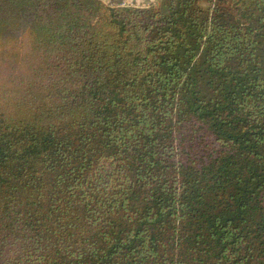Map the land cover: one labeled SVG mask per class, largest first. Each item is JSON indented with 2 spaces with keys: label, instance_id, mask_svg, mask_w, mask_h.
<instances>
[{
  "label": "trees",
  "instance_id": "trees-1",
  "mask_svg": "<svg viewBox=\"0 0 264 264\" xmlns=\"http://www.w3.org/2000/svg\"><path fill=\"white\" fill-rule=\"evenodd\" d=\"M0 264H264V0H0Z\"/></svg>",
  "mask_w": 264,
  "mask_h": 264
},
{
  "label": "crops",
  "instance_id": "crops-1",
  "mask_svg": "<svg viewBox=\"0 0 264 264\" xmlns=\"http://www.w3.org/2000/svg\"><path fill=\"white\" fill-rule=\"evenodd\" d=\"M106 3L113 6H135V7H147L153 0H104Z\"/></svg>",
  "mask_w": 264,
  "mask_h": 264
}]
</instances>
